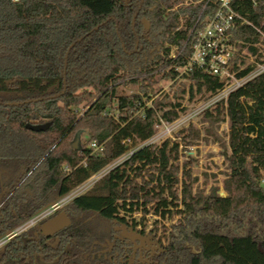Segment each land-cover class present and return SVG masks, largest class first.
Returning <instances> with one entry per match:
<instances>
[{"label": "trees", "instance_id": "1", "mask_svg": "<svg viewBox=\"0 0 264 264\" xmlns=\"http://www.w3.org/2000/svg\"><path fill=\"white\" fill-rule=\"evenodd\" d=\"M179 1L0 0V237L151 139L159 118L175 121L187 110L183 95L206 101L222 88L201 69L177 78L187 47L183 57L167 58L164 45L183 46L200 10L171 11ZM237 11L264 32V8L240 2ZM186 15V29L174 32ZM233 37L242 44L258 39L250 26ZM165 70L164 79L178 82L172 99L150 89L153 72ZM124 73L146 85L138 93L119 90ZM200 117L210 135L228 124L225 196L216 188L193 193L197 179L185 163L179 177L174 164L176 141L144 146L64 206L70 224L57 240L37 246L31 230L0 252V264L22 252L30 264H114L113 252L98 253L112 244L115 225L127 224L121 214L138 208L177 216L151 264H264V73ZM27 124L49 127L36 133ZM188 131L183 141L198 139L199 131ZM84 132L89 138L81 144ZM112 250H119L115 241Z\"/></svg>", "mask_w": 264, "mask_h": 264}, {"label": "rangeland", "instance_id": "2", "mask_svg": "<svg viewBox=\"0 0 264 264\" xmlns=\"http://www.w3.org/2000/svg\"><path fill=\"white\" fill-rule=\"evenodd\" d=\"M168 70L162 72H153L151 81L153 82L150 89L156 92L155 97H161L163 94L168 93L169 98L172 99L173 92L178 87L177 84H173V80H167L163 78ZM124 75L122 84L119 90L128 93H138L141 86L146 85L141 78L135 79L134 83H130V78ZM181 103L187 107L186 112L181 113L180 117L185 115H191L196 113L204 101L200 94H195L192 102H188V95L182 96ZM81 112V110H80ZM200 115V114H199ZM199 115L192 117L188 126H191L193 130L199 131L198 139L193 136L183 141L182 135L188 136V126L182 127V130H175L171 133V137L167 138L171 143L176 141L179 143L178 158L174 162L180 169L179 177H181L182 167L185 163V171L190 172L191 181L197 179L192 183V191L194 194L206 195L213 188L218 189V193L221 196H225L223 190V181L229 172L227 168V162L224 158V154L228 153V124H220L217 128L212 130V135L206 133L207 124L204 123ZM158 130H156L157 132ZM183 131L182 134H179ZM216 135L215 136L213 135ZM89 138L87 132L80 135L79 142L84 144ZM70 141H68L69 143ZM76 141V148L79 144ZM148 145H160L161 141L157 139H151L146 142ZM190 143V144H187ZM131 145V142L129 143ZM143 144H136L131 150L142 147ZM126 157H121L117 163H122ZM116 163V164H117ZM104 175V174H103ZM102 175V176H103ZM133 175V174H132ZM98 180V179H97ZM140 181V180H138ZM86 180L78 191L73 190L69 195L64 198H60L58 202L60 207L67 205L72 199L87 192L94 183ZM96 183V182H95ZM189 183V182H188ZM77 190V189H76ZM180 191V187H178ZM136 207H133L135 209ZM148 209V207H147ZM48 209L45 210V213ZM127 224H116L114 227L115 236L113 237L112 244L109 245L108 252H113L114 264H151L154 262V258L160 255L163 249L167 245V239H169L173 233V226L177 223V216L173 215L171 218L166 215L164 218L155 216L152 210H149L148 214H144L141 209L133 210L131 213H122ZM117 242L119 250H112L113 243Z\"/></svg>", "mask_w": 264, "mask_h": 264}, {"label": "built area", "instance_id": "3", "mask_svg": "<svg viewBox=\"0 0 264 264\" xmlns=\"http://www.w3.org/2000/svg\"><path fill=\"white\" fill-rule=\"evenodd\" d=\"M14 1L17 2L18 0ZM240 2H246L253 9L264 8V0H180L171 10L197 7L200 9L187 33V39L183 46L179 47L176 44L164 45L168 49L167 58L171 60L183 57L184 49L186 47L188 49V54L185 56V65L174 67V70L178 72L177 78L188 76L193 69H201L221 82L222 88L215 95L204 101L200 109L194 114H187L183 117L179 115L171 123L159 118L154 127L155 131H158L155 132L153 139H157L161 143L168 140L167 138L171 137L173 131L182 130L183 126L190 125L189 121L192 117L201 115L203 111L214 107L220 102L225 103L230 94L243 88L247 82L264 73V32H262L261 28L253 26L245 16L237 11ZM186 19L187 15L184 18H179L174 32L186 29L184 25ZM243 26L254 28L258 35L256 42L242 44V42L234 39L233 31ZM263 26L264 19L261 24V27ZM240 45L243 47L239 48ZM246 69H249L246 74L238 76L239 73ZM146 142L140 143L143 144L142 147L148 146ZM129 143L130 139L123 142L126 145H129ZM90 147L93 152H97L100 149L93 143L90 144ZM137 149L139 148L134 150ZM134 150L130 149L124 155L126 159L133 154ZM119 159L110 163L100 172L90 175L87 179V184L89 182L95 184L111 170L119 166L121 164L117 163ZM83 185L77 187V190L74 189L75 192ZM54 208L55 205L50 207V209Z\"/></svg>", "mask_w": 264, "mask_h": 264}, {"label": "flooded vegetation", "instance_id": "4", "mask_svg": "<svg viewBox=\"0 0 264 264\" xmlns=\"http://www.w3.org/2000/svg\"><path fill=\"white\" fill-rule=\"evenodd\" d=\"M64 197H62V198H64ZM53 205H55V208L50 209V207H52ZM0 206H1V204H0ZM63 208L64 207L59 206L58 202H55L52 205H50L48 208H46V209H48V211L46 213H45L46 209H43V210L39 211L38 213H36L34 216H32L30 219L25 220L24 222L17 225L14 229L5 233L3 236L0 237V252L6 250L7 246L12 244L13 242H18L24 235H26L31 230L33 231V233H32L33 238L32 239H35L37 246H39V244L43 243V242H53L54 240H57V235L61 231H63L65 228L60 230L59 232H57L56 234H54L50 238H45L42 231H41V226L45 222H47L48 220L52 219L54 216L59 214L60 212H64ZM108 248L109 247L100 251L98 253V256L105 255L108 252ZM10 250H11V248H9V253H11ZM17 262H18V264H30L28 255L26 253H23V252L21 253L20 259L16 260L15 262L13 260H8V261H5L4 263H1V264H17ZM32 264H37V262L34 261V263H32Z\"/></svg>", "mask_w": 264, "mask_h": 264}, {"label": "water", "instance_id": "5", "mask_svg": "<svg viewBox=\"0 0 264 264\" xmlns=\"http://www.w3.org/2000/svg\"><path fill=\"white\" fill-rule=\"evenodd\" d=\"M142 24L144 26V29L146 31L149 30L150 25L149 22L146 20H142ZM49 127V124H43V125H32V124H27L25 126L26 130L32 131V132H43ZM76 141L73 142V147L76 148ZM70 224V221L66 214L64 212H60L56 216H54L52 219L48 220L41 226V231L44 235L45 238H50L60 230L68 227Z\"/></svg>", "mask_w": 264, "mask_h": 264}]
</instances>
